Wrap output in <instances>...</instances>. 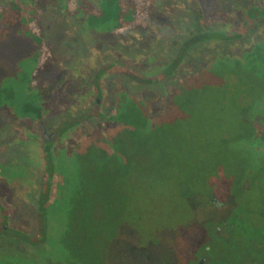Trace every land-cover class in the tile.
Returning a JSON list of instances; mask_svg holds the SVG:
<instances>
[{
    "label": "trees",
    "instance_id": "1",
    "mask_svg": "<svg viewBox=\"0 0 264 264\" xmlns=\"http://www.w3.org/2000/svg\"><path fill=\"white\" fill-rule=\"evenodd\" d=\"M224 1L231 3L230 14L217 20L195 16V21L180 32L177 54L161 61L158 71L135 72L129 64H111L98 70L93 81L118 76L138 86L159 87L161 110L153 113L145 100L116 86L109 112L98 108L103 98L99 91L94 100L87 93L88 100H93L87 111L81 110L79 104L80 115L67 112L65 122L52 130V139L43 142L37 160L20 165L26 166L29 178L38 179V233L31 237L18 231L7 232L8 237L24 246L47 250L40 255L42 258L35 254H0V264H97L96 248L101 245L98 218L102 210L125 211L117 203L127 200L131 173L128 162L134 160L135 175L149 177V167L154 166L149 160L154 153L162 166L172 164V158L165 155L167 151L178 147L180 152L193 150V142L180 143L187 136L197 142L206 138L201 142L203 148L217 144L220 161L212 180L228 201L230 192L234 197L243 196L240 183H253L256 174H263L258 167H264V35L258 39L255 36L264 32V0ZM158 2L13 0L8 6L0 5V111H7L15 125L44 139L42 132L47 130L50 119L45 102L48 90L46 85L39 87L36 76L54 67L56 60L38 26L42 6L56 7L76 18L84 31L118 37L147 29ZM6 13L8 18L4 17ZM227 48L238 50L228 54ZM205 49H213L214 56L206 58L200 69L164 87V81L173 77L193 52ZM193 120L204 125L194 131ZM212 132L217 137L210 138ZM174 134L178 139L175 148V141L167 142ZM36 136L29 137L33 140ZM69 140L73 144L69 145ZM208 199L218 205L213 195ZM250 200L254 207L247 208V213L250 217L255 214L264 226V201L253 197ZM0 216L6 223L8 211L1 208ZM56 224L59 234L50 236ZM218 227L227 228L228 243L217 241ZM211 229L209 225L207 252L202 250L191 264L201 257L209 264H264V228L260 231L257 226L255 235L243 234L242 228L231 223L224 226L221 222ZM7 233L4 227L0 229V237ZM55 247L60 252H52Z\"/></svg>",
    "mask_w": 264,
    "mask_h": 264
},
{
    "label": "rangeland",
    "instance_id": "2",
    "mask_svg": "<svg viewBox=\"0 0 264 264\" xmlns=\"http://www.w3.org/2000/svg\"><path fill=\"white\" fill-rule=\"evenodd\" d=\"M28 1L43 3V0ZM87 1L95 4L98 0ZM12 3L13 0H0V5ZM42 11L38 26L52 50L56 65L40 71L36 77L39 87L47 86L45 102L50 119L46 131L47 135H51L54 128L65 122L67 112L80 115L79 104L81 110L87 111L98 91L103 93L99 110L109 112L116 86L145 100L153 113L160 111L159 87L138 86L118 76H105L93 81L98 70L111 64H129L135 72L158 71L161 61L177 54L183 27L195 21V16L199 14L207 20L225 17L231 12V3L224 0H159L147 29L118 37L84 31L76 18L56 7L45 5ZM4 17L8 18L9 14ZM263 35L264 32L260 31L255 38ZM237 50L227 48L228 54ZM192 54L173 77L164 81V87L200 69L206 58L214 56V50L205 49ZM87 93L93 95V100H88ZM181 119L178 122L174 120V124H179ZM201 124L193 120V130L197 131ZM212 135H209L210 138L217 137L213 132ZM29 136L36 135L21 125H15L7 111H0V210L8 211L6 223H2L0 216V229L5 225L6 233L18 231L34 237L38 233V179L29 178L26 166L20 165L24 161L37 160L44 140L37 136L32 140ZM177 140L174 134L167 142L175 141V148ZM191 142V152L177 151L178 147L176 151L165 153L172 158V164L159 166L158 154L154 153L149 160L154 163L149 167V177L135 175L134 160L128 162L131 173L126 186L127 200L124 204L117 203L120 204L118 206L123 205L125 211L119 214L102 210L98 218V241L101 245L96 248L97 264H191L202 250L207 252L209 225L213 230V225L218 223L222 222L224 226L231 223L242 228L243 234L247 235L251 232L255 235L257 226L260 231L263 230V224L258 223L255 214L250 217L247 208L254 207L250 200L252 197L264 201V167H258L263 174H256L251 185L247 180L240 183L241 198L234 197L230 192L228 201L221 196L212 180L215 165L220 161L217 144L203 148L201 142L191 136L180 143L186 145ZM68 144H73V141L69 140ZM60 145L64 146L63 142ZM140 161L145 162L143 159ZM8 166L9 169H6ZM209 195L215 197L218 205L208 199ZM57 226L50 229V236L59 234ZM219 232L221 235L229 233L226 227L219 228ZM8 233L0 237L2 257L18 253L21 256L35 254L42 258L40 255L47 250V247L38 250L24 246L8 237ZM55 251L60 252L59 247L52 252Z\"/></svg>",
    "mask_w": 264,
    "mask_h": 264
},
{
    "label": "flooded vegetation",
    "instance_id": "3",
    "mask_svg": "<svg viewBox=\"0 0 264 264\" xmlns=\"http://www.w3.org/2000/svg\"><path fill=\"white\" fill-rule=\"evenodd\" d=\"M43 137V136H42ZM44 138V137H43ZM52 138H50V140H51ZM44 141H46L45 139H43ZM50 140H48V141H50ZM47 141V142H48ZM5 229H6V226L4 225L3 226ZM218 234H217V236H216V239H217V241H220V242H229L230 241V235L228 234V235H226V234H220V232H217ZM222 244V243H221ZM220 244V245H221ZM225 244V243H224ZM223 245V244H222ZM228 246V244L227 245H223V247H227ZM196 264H209V261H207L206 259H205V257H201L200 259H198L197 260V262H196Z\"/></svg>",
    "mask_w": 264,
    "mask_h": 264
},
{
    "label": "water",
    "instance_id": "4",
    "mask_svg": "<svg viewBox=\"0 0 264 264\" xmlns=\"http://www.w3.org/2000/svg\"><path fill=\"white\" fill-rule=\"evenodd\" d=\"M97 103H98V100H97ZM42 135H43V137H44V139H45L46 141L50 140V138H51V135H47V131H46V129L43 130Z\"/></svg>",
    "mask_w": 264,
    "mask_h": 264
}]
</instances>
